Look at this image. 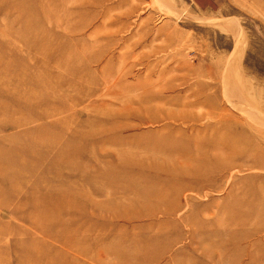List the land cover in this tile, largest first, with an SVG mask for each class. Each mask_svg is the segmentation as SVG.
<instances>
[{"label": "rangeland", "instance_id": "obj_1", "mask_svg": "<svg viewBox=\"0 0 264 264\" xmlns=\"http://www.w3.org/2000/svg\"><path fill=\"white\" fill-rule=\"evenodd\" d=\"M0 264H264V0H0Z\"/></svg>", "mask_w": 264, "mask_h": 264}]
</instances>
